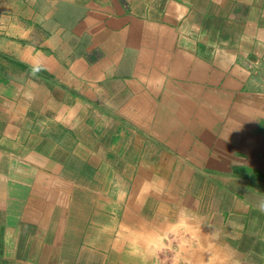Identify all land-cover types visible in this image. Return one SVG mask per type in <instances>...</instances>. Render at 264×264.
I'll return each instance as SVG.
<instances>
[{"label":"crops","instance_id":"obj_1","mask_svg":"<svg viewBox=\"0 0 264 264\" xmlns=\"http://www.w3.org/2000/svg\"><path fill=\"white\" fill-rule=\"evenodd\" d=\"M0 264H264V0H0Z\"/></svg>","mask_w":264,"mask_h":264}]
</instances>
